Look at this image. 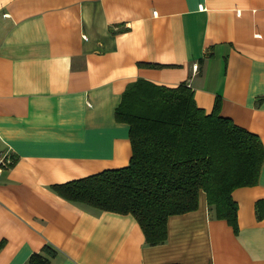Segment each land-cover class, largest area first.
Here are the masks:
<instances>
[{
	"label": "crops",
	"instance_id": "obj_1",
	"mask_svg": "<svg viewBox=\"0 0 264 264\" xmlns=\"http://www.w3.org/2000/svg\"><path fill=\"white\" fill-rule=\"evenodd\" d=\"M197 65V68H194ZM144 78L193 90L196 104L264 145V0H0V264H264V162L233 191L238 232L197 210L168 219L151 246L131 214L100 211L53 185L127 166L129 126L115 110Z\"/></svg>",
	"mask_w": 264,
	"mask_h": 264
},
{
	"label": "trees",
	"instance_id": "obj_2",
	"mask_svg": "<svg viewBox=\"0 0 264 264\" xmlns=\"http://www.w3.org/2000/svg\"><path fill=\"white\" fill-rule=\"evenodd\" d=\"M115 118L129 126V164L53 185L60 196L100 211L131 214L145 242L155 246L167 240L169 217L197 210L204 193L210 216L238 232L232 194L258 183L264 145L256 133L221 114L219 97L206 112L187 83L169 87L138 78L122 93ZM256 216L264 217V199L256 202ZM56 254L46 244L26 264H49Z\"/></svg>",
	"mask_w": 264,
	"mask_h": 264
},
{
	"label": "built area",
	"instance_id": "obj_3",
	"mask_svg": "<svg viewBox=\"0 0 264 264\" xmlns=\"http://www.w3.org/2000/svg\"><path fill=\"white\" fill-rule=\"evenodd\" d=\"M194 68H197V65H194ZM11 162L12 161L10 160V158H8V155L0 156V174L5 168L9 166Z\"/></svg>",
	"mask_w": 264,
	"mask_h": 264
}]
</instances>
